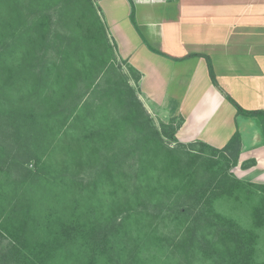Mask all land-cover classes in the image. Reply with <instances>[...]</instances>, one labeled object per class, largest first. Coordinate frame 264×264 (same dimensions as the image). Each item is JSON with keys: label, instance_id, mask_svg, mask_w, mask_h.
I'll use <instances>...</instances> for the list:
<instances>
[{"label": "trees", "instance_id": "16d2710c", "mask_svg": "<svg viewBox=\"0 0 264 264\" xmlns=\"http://www.w3.org/2000/svg\"><path fill=\"white\" fill-rule=\"evenodd\" d=\"M5 21L0 14V169L29 172L35 147L45 159L25 183L38 178L40 194L0 226V264H264V184L229 172L237 130L217 148L179 141L182 117L158 129L138 97L140 72L116 64L96 18L55 34L43 22L6 31ZM49 44L63 64H39ZM52 69L60 78L48 82ZM226 98L264 133V110ZM219 199L237 214L217 210Z\"/></svg>", "mask_w": 264, "mask_h": 264}, {"label": "crops", "instance_id": "0c3cea01", "mask_svg": "<svg viewBox=\"0 0 264 264\" xmlns=\"http://www.w3.org/2000/svg\"><path fill=\"white\" fill-rule=\"evenodd\" d=\"M97 7L116 57L141 74L145 104L183 118L178 140L221 148L237 130L242 179L264 184L260 122L226 98L264 110V0H99Z\"/></svg>", "mask_w": 264, "mask_h": 264}, {"label": "rangeland", "instance_id": "374dc122", "mask_svg": "<svg viewBox=\"0 0 264 264\" xmlns=\"http://www.w3.org/2000/svg\"><path fill=\"white\" fill-rule=\"evenodd\" d=\"M0 2L4 4L0 8V14H2L4 20H6V25L2 28L3 30L20 32L22 30L29 29L31 22H36L38 24L40 22H43L45 26H43L42 29L47 30L49 34L64 32L78 33L83 31V27H79L76 21L80 20L83 22H87V17L89 18L90 16L91 18H96V21H98L97 23L100 26V30L102 29L101 32L103 31V34H105L103 36L105 37L107 42L110 43V40L107 36L104 19L102 17L103 15H100L98 13L97 4L93 3L90 0H1ZM14 4H19L16 10L14 9ZM63 45L56 44L54 45V49H60L63 47ZM84 45H94V43L89 41ZM50 46L51 44L46 47V49H48L46 50L48 51V53L44 54V58L39 61V64H45L46 62H49L51 64L53 62L56 64H63L64 62L56 57V54L49 55ZM16 57L17 56L15 55V58ZM73 62L75 63V65L81 66L80 63L82 61L73 60ZM115 62L117 65H119V67H121L122 70L128 71L124 60L115 57ZM56 71V69H52V72H50L49 75L46 76L45 80H47L48 82H52L59 79L60 77L56 74ZM138 97L142 101L147 113L153 119V122L158 129L161 128V123L165 124L169 122V119H171L172 116H168V114H166V112H164L163 110L154 111L152 108L147 106L144 100L141 98V93H139V91ZM71 131L73 135L76 133L75 129ZM163 139L165 142V138ZM35 149L34 157L28 159L25 163V167L27 170H29V172H24L25 174L14 172L9 173L5 165H3V168L0 169V226L6 222L7 218L11 217L15 213L21 212V210L23 209V204L21 203L22 200L26 201L27 196L32 197L34 194H40L37 192L39 188L36 190V187L38 185L35 186V184L39 183L38 178H36L35 181H32L31 186L33 187V189H27L25 184L26 181L29 182L31 179H33V174L39 171L41 167V161L45 159L43 158L38 162L37 158L40 157L41 151L43 150L38 149V147H35ZM197 152L202 156L211 157V153L208 149H204L203 152ZM229 172L233 176L243 180L241 176L242 172L240 171L237 164L230 166ZM54 189L55 191L57 190L56 188ZM60 197L62 198L63 196ZM215 208L228 215H235L238 212L237 209H231L230 202L222 199L216 201ZM161 227L165 232V226L161 225ZM261 235L264 236V233L261 232ZM7 241V239L0 236L1 249L5 250ZM259 251L260 257L264 258V244L260 245Z\"/></svg>", "mask_w": 264, "mask_h": 264}, {"label": "built area", "instance_id": "2783aa9c", "mask_svg": "<svg viewBox=\"0 0 264 264\" xmlns=\"http://www.w3.org/2000/svg\"><path fill=\"white\" fill-rule=\"evenodd\" d=\"M93 3H96L97 4V2L99 1V0H91Z\"/></svg>", "mask_w": 264, "mask_h": 264}]
</instances>
